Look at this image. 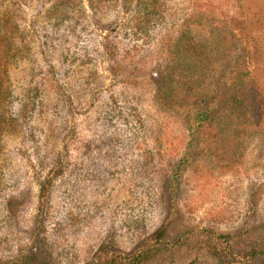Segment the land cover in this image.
Segmentation results:
<instances>
[{
    "label": "rangeland",
    "instance_id": "obj_1",
    "mask_svg": "<svg viewBox=\"0 0 264 264\" xmlns=\"http://www.w3.org/2000/svg\"><path fill=\"white\" fill-rule=\"evenodd\" d=\"M0 264H264V0H0Z\"/></svg>",
    "mask_w": 264,
    "mask_h": 264
},
{
    "label": "trees",
    "instance_id": "obj_2",
    "mask_svg": "<svg viewBox=\"0 0 264 264\" xmlns=\"http://www.w3.org/2000/svg\"><path fill=\"white\" fill-rule=\"evenodd\" d=\"M182 36H183V35L181 34L180 37L178 38L177 43L180 44V45H183V46H184L185 43L188 44V42H186V40H183V39H182ZM190 42H191V40H190ZM192 42H193V40H192ZM188 45H190L189 47H191L193 44H188ZM186 46H187V45H186ZM201 51H203V48H202ZM137 256H138V255H137Z\"/></svg>",
    "mask_w": 264,
    "mask_h": 264
}]
</instances>
